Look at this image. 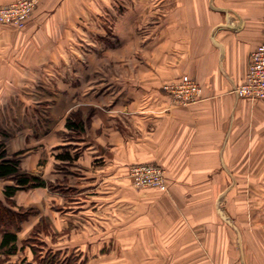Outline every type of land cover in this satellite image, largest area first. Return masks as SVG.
<instances>
[{"label":"crops","instance_id":"crops-1","mask_svg":"<svg viewBox=\"0 0 264 264\" xmlns=\"http://www.w3.org/2000/svg\"><path fill=\"white\" fill-rule=\"evenodd\" d=\"M82 6L39 0L25 29L0 23V112L21 119L0 144L48 184L18 191L11 206L13 181L0 178V202L33 210L0 264L33 261L31 238L79 264H106L121 239L144 264H264V225L249 231L231 213L233 191L264 189L241 180L264 172V102L234 93L264 41V0H145L118 15L115 41H87ZM184 75L201 90L188 106L163 89ZM75 114L82 131L66 126ZM140 164L164 170L166 192L132 185Z\"/></svg>","mask_w":264,"mask_h":264},{"label":"rangeland","instance_id":"rangeland-1","mask_svg":"<svg viewBox=\"0 0 264 264\" xmlns=\"http://www.w3.org/2000/svg\"><path fill=\"white\" fill-rule=\"evenodd\" d=\"M39 0H36L35 7L37 5ZM145 0H87V9L84 10L83 14V9L84 7L82 6V17L87 16L85 20H82V27L84 28V24L87 25V41H115L114 35H113V23L115 22L116 18L118 17L119 14L124 12L125 10L127 11V8L129 6H134V5H139L143 4ZM156 0H153L155 2ZM34 9V8H33ZM156 15V17H155ZM153 15L154 20L157 19L158 14ZM75 16V14H73ZM79 18V15L76 16ZM75 19V17H73ZM84 19V18H83ZM29 20V19H28ZM28 22V21H27ZM27 22L20 27H16L18 30H23L25 29V26ZM150 23V22H149ZM154 25V22H153ZM150 24L146 25L141 24L140 27H137V34L140 32H143L145 29L144 28H150ZM139 32V33H138ZM79 36L75 35V33H72V38L73 40H77ZM137 40L142 39L143 37L139 34V36L136 37ZM14 105L13 107H15ZM1 115L3 116L4 122L0 118V124L5 123L6 126V131L5 133L0 137L1 142L3 143L6 138L12 137L16 131L20 128H18V124L16 126L12 121H10V118L15 119L17 122L21 121L19 117L20 110L19 109H14V110H3L0 112ZM32 113L29 112L28 116H32ZM14 116V117H13ZM31 118V117H30ZM25 121H29V119H25ZM3 125V124H2ZM2 145V144H0ZM239 178V175H237ZM129 180V178H128ZM241 180H248V181H258V182H263L264 183V172L260 174H253V175H246L243 177ZM136 188V187H135ZM137 190H143V189H138ZM221 193V199H225L226 195L225 193ZM234 198V203L233 206L231 207V213L234 214V216L237 219H244L240 220L239 225L242 228H247V230H251L255 226L261 224L264 225V222L258 223L253 221L254 218H252L255 211H257V214L259 213L261 215V212H264V189L263 190H236L233 191L232 197ZM243 201L244 203H248L247 208L246 206H243ZM245 208V209H244ZM251 208V210H250ZM223 211V210H222ZM262 212V213H263ZM224 213V212H223ZM244 214H246V220L244 218ZM251 215V216H250ZM243 217V218H241ZM264 217V214H263ZM121 243L123 245L120 248V251L117 255H111V254H105V263L106 264H144V255L143 254H130L128 252L127 248V239H121ZM43 243H35L37 246L36 249L39 250L41 253V256H45L48 253V249L46 245H42ZM65 256H60V261H63ZM13 261H17V263L22 261V258L19 257L18 259L13 258ZM65 261V260H64ZM63 261V262H64ZM83 261H80V263ZM79 264V262H77Z\"/></svg>","mask_w":264,"mask_h":264},{"label":"built area","instance_id":"built-area-1","mask_svg":"<svg viewBox=\"0 0 264 264\" xmlns=\"http://www.w3.org/2000/svg\"><path fill=\"white\" fill-rule=\"evenodd\" d=\"M36 0H17L0 8V23L16 27L23 26L31 17ZM163 89L172 100L182 106L196 103L201 97L200 86L188 75ZM239 98L261 100L264 102V41L251 53L246 81L235 87ZM128 177L138 189H157L167 191L164 170L155 164H140L129 168Z\"/></svg>","mask_w":264,"mask_h":264},{"label":"trees","instance_id":"trees-1","mask_svg":"<svg viewBox=\"0 0 264 264\" xmlns=\"http://www.w3.org/2000/svg\"><path fill=\"white\" fill-rule=\"evenodd\" d=\"M75 119H68L67 128L77 131L84 129V122L80 119L79 115L75 114ZM0 146V178L13 181L12 185H6L4 187L5 198L9 201L11 206H15V203L11 200L18 191L28 190L36 187H47V182L43 179L33 176L24 172L20 167V161L16 158V155L12 158L6 156L5 150H2ZM33 213L32 209L19 208L18 211H14L12 208L4 205L0 202V233H2V241L0 243V252L7 255H14L18 251L17 245V232L19 231L21 224L27 219L29 215ZM28 243L33 244L34 259L33 261H27L22 259L19 264H78V257L75 255H69L64 257L63 261H60L61 253H53L48 251L45 256H41L39 250L36 249L35 243H42L36 238H31ZM42 245H45L44 243Z\"/></svg>","mask_w":264,"mask_h":264}]
</instances>
